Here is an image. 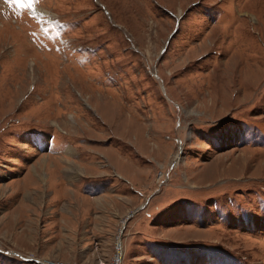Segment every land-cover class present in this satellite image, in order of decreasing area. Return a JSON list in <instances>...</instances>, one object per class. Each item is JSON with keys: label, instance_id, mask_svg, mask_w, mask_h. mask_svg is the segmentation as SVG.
Here are the masks:
<instances>
[{"label": "rangeland", "instance_id": "1", "mask_svg": "<svg viewBox=\"0 0 264 264\" xmlns=\"http://www.w3.org/2000/svg\"><path fill=\"white\" fill-rule=\"evenodd\" d=\"M28 2L0 0V264H264V0Z\"/></svg>", "mask_w": 264, "mask_h": 264}, {"label": "snow or ice", "instance_id": "2", "mask_svg": "<svg viewBox=\"0 0 264 264\" xmlns=\"http://www.w3.org/2000/svg\"><path fill=\"white\" fill-rule=\"evenodd\" d=\"M6 2H8V3H18L20 7H24V6H25L24 0H6ZM27 6H28V7H31V2H30V0H29V2L27 3Z\"/></svg>", "mask_w": 264, "mask_h": 264}, {"label": "water", "instance_id": "3", "mask_svg": "<svg viewBox=\"0 0 264 264\" xmlns=\"http://www.w3.org/2000/svg\"><path fill=\"white\" fill-rule=\"evenodd\" d=\"M175 31H176V30H175ZM175 31L171 33V35H170V38H171L172 34H174V33H175Z\"/></svg>", "mask_w": 264, "mask_h": 264}, {"label": "bare ground", "instance_id": "4", "mask_svg": "<svg viewBox=\"0 0 264 264\" xmlns=\"http://www.w3.org/2000/svg\"><path fill=\"white\" fill-rule=\"evenodd\" d=\"M117 244H118V243H117ZM115 260H116V259H114V264H115ZM117 260H119V257H118V259H117Z\"/></svg>", "mask_w": 264, "mask_h": 264}]
</instances>
